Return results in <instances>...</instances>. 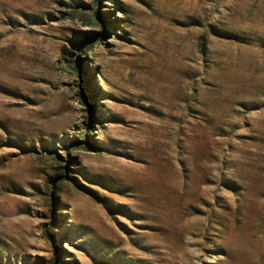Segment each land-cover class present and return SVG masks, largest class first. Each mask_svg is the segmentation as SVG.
Segmentation results:
<instances>
[{
	"label": "rangeland",
	"instance_id": "rangeland-1",
	"mask_svg": "<svg viewBox=\"0 0 264 264\" xmlns=\"http://www.w3.org/2000/svg\"><path fill=\"white\" fill-rule=\"evenodd\" d=\"M0 264H264V0H0Z\"/></svg>",
	"mask_w": 264,
	"mask_h": 264
},
{
	"label": "trees",
	"instance_id": "trees-1",
	"mask_svg": "<svg viewBox=\"0 0 264 264\" xmlns=\"http://www.w3.org/2000/svg\"><path fill=\"white\" fill-rule=\"evenodd\" d=\"M97 1L99 2V1H102V0H97ZM76 62H77L78 68L81 69V70L82 69L84 70V64L79 59H77Z\"/></svg>",
	"mask_w": 264,
	"mask_h": 264
}]
</instances>
